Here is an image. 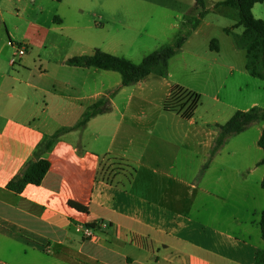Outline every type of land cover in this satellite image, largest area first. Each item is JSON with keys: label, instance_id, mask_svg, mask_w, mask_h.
I'll return each instance as SVG.
<instances>
[{"label": "crops", "instance_id": "0c3cea01", "mask_svg": "<svg viewBox=\"0 0 264 264\" xmlns=\"http://www.w3.org/2000/svg\"><path fill=\"white\" fill-rule=\"evenodd\" d=\"M223 1L205 4L215 9ZM252 11L264 20V2ZM69 13L84 11L76 0H0V252L17 249L10 264H255L264 249V122L215 147L236 112L264 109L258 97L246 96L239 108L236 84L175 83L169 71L124 87L117 72L69 66L68 59L96 49L122 57L119 43L109 41L88 51L66 30ZM210 42L204 54L190 53L193 65L204 59L218 74L229 70L226 79L261 81L246 69L247 55L240 66ZM19 45L26 53L15 60ZM240 51L246 54L234 43L231 55ZM175 88L208 97L225 112L201 113L188 103L168 112ZM116 89L110 113L59 137L40 186L21 194L7 188L45 136L74 128ZM106 159L131 172L119 173L122 181L105 178Z\"/></svg>", "mask_w": 264, "mask_h": 264}, {"label": "rangeland", "instance_id": "374dc122", "mask_svg": "<svg viewBox=\"0 0 264 264\" xmlns=\"http://www.w3.org/2000/svg\"><path fill=\"white\" fill-rule=\"evenodd\" d=\"M73 2L75 0H68ZM84 13L66 15V30L84 41L89 47L103 46V41L109 44L119 43L120 54L132 62L139 64L142 60L161 46L172 44L181 32L186 33L191 29V24H186L189 18H196L206 9L205 20L197 33L194 30L189 34L186 42L176 56L170 61L171 80L175 83H231L238 87L239 108H245V97H258L260 104L264 106V81L253 78H241L238 80L226 79L229 70L218 74L216 65L210 61L201 59L195 61L190 53L204 54L208 49L209 40H215L223 49L222 55L227 59L235 60L240 66L246 62L245 52L240 51V56H232L235 39L228 35L223 28H230L238 21L237 12L232 8L218 7L207 9L206 4L220 0H76ZM203 1V2H202ZM206 3V4H205ZM86 28V29H83ZM196 30V29H195ZM242 29H235L238 34ZM185 35V34H184ZM211 47V46H210ZM98 48V47H96ZM90 52H92L90 50ZM216 55V54H213ZM191 62V64H189ZM119 76V74H116ZM258 85L262 89H258ZM257 90V91H256ZM256 91V92H254ZM186 93V92H185ZM186 95V94H185ZM201 96L197 108L200 112L206 110L223 114L225 108L211 100ZM221 108V110L219 109ZM130 173V169L119 161L106 159L102 174L113 181H122L119 173ZM1 239V238H0ZM17 249L11 248V256L0 252L2 263L10 264L17 259ZM31 256V257H35ZM46 261L48 259L46 258ZM45 263V262H44ZM25 264H37L32 259ZM43 264V263H38Z\"/></svg>", "mask_w": 264, "mask_h": 264}, {"label": "trees", "instance_id": "16d2710c", "mask_svg": "<svg viewBox=\"0 0 264 264\" xmlns=\"http://www.w3.org/2000/svg\"><path fill=\"white\" fill-rule=\"evenodd\" d=\"M53 1L62 2L63 0ZM263 2L264 0H225L218 3V7L223 6L237 11V24L233 27L226 28L225 32L234 36L235 45L239 49L246 51V69L250 75L261 80H264V20L255 18L252 10L256 4ZM205 14L206 9L198 17L189 18L186 24H191V29L184 33L185 35L183 32L179 33L172 44L161 46L146 56L139 64L123 57L111 55L100 49H96L92 55L70 58L66 61V64L72 67L97 68L117 72L122 77V86L124 87L134 85L146 79L151 74L165 77L169 73L170 60L182 49L189 34L198 28ZM240 27L244 29L243 33L240 35L235 34L234 30ZM211 49H218V44L215 40L212 41ZM117 90L111 91L109 97L102 98L91 106L74 128H63L51 136H45L37 146L32 157L26 162L15 178L10 181L7 188L10 191L21 194L30 184L40 186L51 167L46 155L52 150L59 137L72 129L84 127L95 116L110 113L112 111L111 98ZM187 103L191 105L190 107L193 110L199 103V96L189 91L175 88L172 94L166 99L165 110L168 112H178ZM257 122H264L263 108L254 107L247 112H236L226 124L221 126V134L217 139L215 152L225 144L228 138L242 133L249 126ZM259 146L264 150V130L259 141ZM261 164H264V158ZM262 188L264 189V180L262 182ZM260 227L262 239L264 240V211L261 217ZM255 264H264V249L258 250Z\"/></svg>", "mask_w": 264, "mask_h": 264}, {"label": "built area", "instance_id": "2783aa9c", "mask_svg": "<svg viewBox=\"0 0 264 264\" xmlns=\"http://www.w3.org/2000/svg\"><path fill=\"white\" fill-rule=\"evenodd\" d=\"M25 53H26V47H25V45H19V46H17V52H16V58H15V60L16 59H18V58H21V57H23L24 55H25ZM15 62V61H14ZM85 235L87 236V237H90V238H92L93 237V232H92V230L90 229V228H87L86 230H85Z\"/></svg>", "mask_w": 264, "mask_h": 264}]
</instances>
